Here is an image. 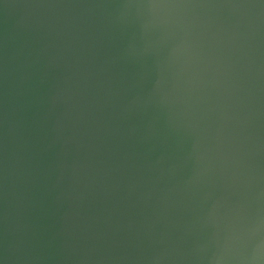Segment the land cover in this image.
Masks as SVG:
<instances>
[{
    "label": "water",
    "instance_id": "obj_1",
    "mask_svg": "<svg viewBox=\"0 0 264 264\" xmlns=\"http://www.w3.org/2000/svg\"><path fill=\"white\" fill-rule=\"evenodd\" d=\"M0 264H264V0H0Z\"/></svg>",
    "mask_w": 264,
    "mask_h": 264
}]
</instances>
